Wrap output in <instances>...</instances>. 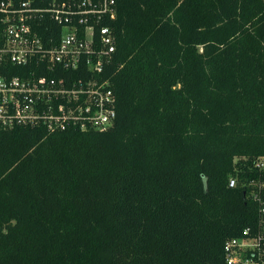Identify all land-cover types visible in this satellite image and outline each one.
<instances>
[{
	"label": "trees",
	"instance_id": "trees-1",
	"mask_svg": "<svg viewBox=\"0 0 264 264\" xmlns=\"http://www.w3.org/2000/svg\"><path fill=\"white\" fill-rule=\"evenodd\" d=\"M103 23L113 124L0 128V264H225L264 175V0H116Z\"/></svg>",
	"mask_w": 264,
	"mask_h": 264
},
{
	"label": "built area",
	"instance_id": "built-area-1",
	"mask_svg": "<svg viewBox=\"0 0 264 264\" xmlns=\"http://www.w3.org/2000/svg\"><path fill=\"white\" fill-rule=\"evenodd\" d=\"M115 14L116 0H0V128L110 127L115 97L101 73L115 37L103 22ZM11 65L20 75L3 74ZM254 166L264 169V157ZM237 183L230 178V187ZM243 185L257 219L225 241V264H264V175Z\"/></svg>",
	"mask_w": 264,
	"mask_h": 264
}]
</instances>
